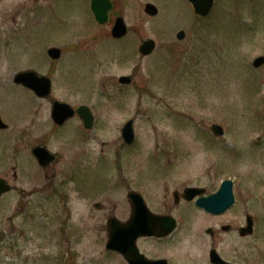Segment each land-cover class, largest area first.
<instances>
[{
	"label": "rangeland",
	"instance_id": "rangeland-1",
	"mask_svg": "<svg viewBox=\"0 0 264 264\" xmlns=\"http://www.w3.org/2000/svg\"><path fill=\"white\" fill-rule=\"evenodd\" d=\"M9 1L0 0L2 41L16 39L0 47V115L9 127L0 131V176L15 190L0 198V264H126L105 249V220L112 206L126 218L128 189L142 193L153 211L177 220L168 239L138 241L149 256L209 264L208 251L215 248L235 264H264V123L256 116L264 121V66L255 70L251 64L264 55V0H216L205 19L186 0H114L105 25L95 22L90 0H50V28L36 26L35 40L24 30L32 18L37 24L45 18L12 13L22 5ZM147 2L157 6L156 17L143 12ZM117 13L130 31L113 41L109 27ZM180 29L181 41L175 37ZM147 38L156 48L142 57L137 47ZM49 46L63 50L59 61H48L46 53L36 57ZM28 68L50 74L51 98L91 109L93 136L80 131L77 118L53 129L50 98L13 87V74ZM121 75H130L132 83L119 85ZM130 119L135 140L121 147L120 130ZM212 123L224 128L223 137L211 133ZM39 141L59 155L45 171L31 156ZM79 153L82 165L75 163ZM102 165L107 183L80 188L77 168ZM93 175L88 172L84 181L93 183ZM211 177L235 182L236 202L225 217L173 204L174 191L187 185L209 189ZM94 202L103 210H95ZM246 215L256 224L251 237L206 234L224 222L245 225Z\"/></svg>",
	"mask_w": 264,
	"mask_h": 264
},
{
	"label": "water",
	"instance_id": "water-1",
	"mask_svg": "<svg viewBox=\"0 0 264 264\" xmlns=\"http://www.w3.org/2000/svg\"><path fill=\"white\" fill-rule=\"evenodd\" d=\"M195 9V12L200 15H206L211 6L213 0H189ZM109 3L106 0H92V10L96 16V19L102 23L106 20V12L109 9ZM146 11L150 15L156 14V8L152 4H148ZM126 31L123 20L121 18L117 19L116 24L113 28V35L115 37L122 36ZM183 33L180 32L178 37L182 38ZM154 48V42L152 40H147L143 42L140 46V52L144 55L152 52ZM49 54L53 58H57L59 51L58 49H51ZM264 59L262 57L255 60L254 64L259 65ZM130 81L129 77H121L120 82L128 83ZM15 82H21L25 86L33 89L38 96H45L50 91L49 80L45 77H37L33 72H22L15 77ZM77 112L84 119L86 126L91 124V116L86 107H80ZM73 114V110L66 104L55 102L53 105V118L57 123H61L63 120L68 118ZM132 121L128 122L123 128V137L126 142H131L133 139L132 131ZM2 126L0 122V127ZM213 130L216 134L221 135L223 131L221 127L214 125ZM34 153L39 159V162L44 160H50V157L46 152L40 148L34 150ZM232 181L225 180L222 182L220 189L217 193L210 195L208 197L198 198L196 205L203 208L205 211L212 214H221L228 207H230L233 202L232 194ZM8 190V186L4 181L0 180V193ZM199 190L187 189L186 194L188 198H193ZM133 212L129 222L125 224L112 223L109 230V238L106 244V248L110 250L117 251L121 253L129 264H167L165 260L148 261L141 255L136 246V240L140 236H156L163 237L173 231L175 227V220L169 216L159 217L152 215L146 208L141 197L132 195ZM248 222L250 219L248 217ZM243 229L242 232H244ZM250 232V229H247ZM210 258L212 263L218 264H228L222 260L215 251H211Z\"/></svg>",
	"mask_w": 264,
	"mask_h": 264
},
{
	"label": "flooded vegetation",
	"instance_id": "flooded-vegetation-1",
	"mask_svg": "<svg viewBox=\"0 0 264 264\" xmlns=\"http://www.w3.org/2000/svg\"><path fill=\"white\" fill-rule=\"evenodd\" d=\"M22 1V2H21ZM110 2H111V5H112V7H111V9H110V11H109V13H108V21H109V19H110V16L114 13V10H115V8H116V3H115V1L114 0H109ZM123 1H125V0H123ZM9 2H11V0L9 1ZM16 3H20L19 5H22V7L21 6H16V8H14L13 10H12V13L13 12H17V13H19V11L21 10V12H23V14L24 15H28V16H31V17H33V16H35V15H38V16H42V17H44L45 19L44 20H40L39 22H38V24H37V19H34V18H32L31 19V23L27 26V28H25V30L24 31H27V34L25 35V32H24V37L25 36H30V37H32L34 40H35V37H36V30H40V28L41 27H43V30H47L48 28H50V25H49V22H50V17H49V13H50V0H47L45 3H43V5L41 4V3H38V0H20V1H18V2H16ZM6 5H7V3H5ZM124 5H126L125 3H124ZM123 5V6H124ZM145 5H146V3L144 4V6H143V12H144V10H145ZM120 11H121V9H120ZM119 16H122V15H120L119 13H117L115 16H112L113 18H115V20H116V18H118ZM115 20H113V22L112 23H110V29H109V34H110V37H111V30H112V28H113V26H114V21ZM108 21H107V23H108ZM106 23V24H107ZM36 26H37V28L38 29H36ZM44 27L46 28V29H44ZM0 30H4L3 29V27H2V23L0 24ZM42 30V29H41ZM130 30L128 29V32H129ZM2 32L0 31V47H3V48H7L12 42H15L16 41V39H15V37L14 36H12V35H9L8 37H9V42L10 43H4L3 41H2V34H1ZM49 36V32L47 33H44V38H43V46L42 47H44V41H46L47 40V37ZM19 39V38H18ZM41 39V38H40ZM111 39L112 40H115V39H113L112 37H111ZM37 40H39V38L37 39ZM39 42V41H38ZM4 44H7V45H4ZM39 44H40V42H39ZM38 44V45H39ZM41 45V44H40ZM50 48V46L49 47H47L46 49L45 48H43V50H41L40 48H39V52H38V55L40 56V57H42V55L44 56V54L46 53L47 54V51H48V49ZM62 52H63V50L61 49V54H62ZM47 57H48V55H47ZM49 58V57H48ZM50 59V58H49ZM49 61V60H48ZM52 61H54V62H57V61H55V60H52ZM264 66V64L262 65V66H260L259 68H256L255 70H259L260 68H262ZM50 115V114H49ZM256 116H257V121H258V123L259 122H263L264 123V121L262 120V118H261V115H260V113H257L256 114ZM263 118H264V114H263ZM65 125V124H64ZM63 127V125L62 126H58V125H54V128H55V130L56 129H58V128H62ZM83 130H80L82 133L84 132V133H86V135L88 136H93L94 134H93V129H95V125L93 126V128L92 129H84L83 127H81ZM264 129V128H263ZM30 138H31V141H34V138H33V134L31 135V136H29ZM258 140V142L260 141V137L257 139ZM258 142H257V144H256V148H257V146H258ZM125 146H129V145H127V144H123V147H125ZM258 150V149H257ZM262 154H264V149H263V153ZM83 159H84V153H79L77 156H76V158H75V163L76 164H78V165H82V161H83ZM56 161V160H55ZM55 161H53V163L52 164H48L47 166H45V168H43V170L45 171L46 169H49V167H51L52 165H56V163H57V161L55 162ZM210 170H212V171H214L213 169H210ZM88 168L86 167V166H82V167H78L77 168V173H79V179H78V182H79V186H80V188L81 187H83V186H85V185H87V188L90 186L91 188L93 187V184H85V185H82V183L84 182V176H86V174L88 173ZM94 172H95V175H94V177H93V180H94V182L98 185V180H97V172H98V168H96V169H94ZM215 175H218V173L215 171V173H214ZM222 180V179H221ZM221 180H218V178H216V177H211V180H210V183L212 184V187L211 188H209V189H206L205 187H203V186H200V185H189V186H197V187H201V188H203L204 189V193L202 194V196H207V195H209V194H211V193H214L217 189H218V187H219V185H220V182H221ZM105 183H107V180L106 181H104ZM217 183V184H216ZM235 186V185H234ZM187 186H185V187H183V189H182V191L181 192H178V191H174L173 193H172V197H173V204L174 205H179V204H181V203H187V204H193L194 205V201H186L182 196H183V190H184V188H186ZM131 189H128L127 190V192H126V197H127V193L130 191ZM127 203H128V200H127ZM128 205H129V203H128ZM130 206V205H129ZM112 209L109 211V213L106 215V220L108 219V218H111V217H114V216H117L118 217V214L116 213V210H117V207L116 206H112L111 207ZM227 214V213H226ZM226 214H223V215H221V216H214V215H211L212 217H225V215ZM130 218V207H129V210H128V214L126 215V218L124 217V218H122V220L123 221H126V220H128ZM221 229L222 228H224V227H228L225 231H230V229H231V225L230 224H226L225 222L224 223H222L221 225ZM241 227L240 226H238V227H236L235 229H237V230H239ZM215 235V233H214V231L212 232V236H214Z\"/></svg>",
	"mask_w": 264,
	"mask_h": 264
}]
</instances>
